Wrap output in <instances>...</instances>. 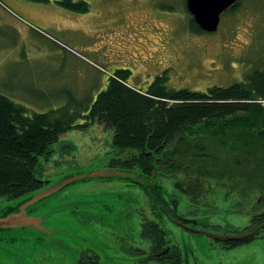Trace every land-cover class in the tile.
Listing matches in <instances>:
<instances>
[{
	"label": "rangeland",
	"instance_id": "obj_1",
	"mask_svg": "<svg viewBox=\"0 0 264 264\" xmlns=\"http://www.w3.org/2000/svg\"><path fill=\"white\" fill-rule=\"evenodd\" d=\"M86 2L88 11L76 13L54 0H0V94L25 107L28 116L91 104L108 75L118 70L126 84L138 89L165 73L170 88L205 91L239 82L254 59L264 55L262 2L245 0L236 15L222 17L213 34L191 31L185 0ZM122 22L135 27L120 34L117 24ZM111 136L100 125L60 135L53 153L36 169L43 185L15 201L0 200L1 207L31 197L26 214L39 219L38 229L0 233V264H76L83 250L96 252L101 264H120L111 253L119 245L116 239L136 232L142 193L116 176L121 169L129 171L114 163L129 151L114 148ZM167 176L168 196L180 199L172 186L178 176ZM225 189L212 185L200 202L185 194L179 207L188 211L185 205L195 204L188 213H196L199 223L211 228L217 221L214 205L229 202L223 198ZM218 221L233 229L245 225L238 216ZM170 226L177 247L185 241L189 254L194 252L205 264L217 263L220 256L209 250L208 239Z\"/></svg>",
	"mask_w": 264,
	"mask_h": 264
},
{
	"label": "trees",
	"instance_id": "obj_2",
	"mask_svg": "<svg viewBox=\"0 0 264 264\" xmlns=\"http://www.w3.org/2000/svg\"><path fill=\"white\" fill-rule=\"evenodd\" d=\"M54 3L70 12L89 9L86 0ZM243 4L245 0L237 2L225 15H236ZM189 22L192 32L205 33L191 18ZM254 60L239 82L205 91L170 88L165 73L138 89L126 84L118 70L108 75L91 104L30 116L25 107L0 94V200L12 201L39 188L33 173L53 153L52 144L69 130L91 125L110 130L111 145L129 151L122 160L115 159L116 165H134L145 176L152 174L156 159V173L178 176L176 184L198 202L212 185H263L264 55ZM247 189L264 191L262 186Z\"/></svg>",
	"mask_w": 264,
	"mask_h": 264
},
{
	"label": "flooded vegetation",
	"instance_id": "obj_3",
	"mask_svg": "<svg viewBox=\"0 0 264 264\" xmlns=\"http://www.w3.org/2000/svg\"><path fill=\"white\" fill-rule=\"evenodd\" d=\"M125 22L118 23V33L133 29L135 26ZM121 166V165H118ZM129 170L135 169L133 165H122ZM136 170V169H135ZM139 171V170H137ZM140 172V171H139ZM141 173V172H140ZM151 171L145 173L148 177L145 185L137 182L126 180L125 183L131 187H138L142 193V200L137 210V229L136 232L131 230L123 235L121 239H116L119 243L118 247L111 253L112 257L120 264H205L196 257L195 253L189 254L187 251V242H183L181 248L177 247L172 240L170 225L177 229H181L186 233H192L198 236H204L210 242V249L219 254L220 258L216 259V264H255L256 261L264 264V227L259 229L255 235L246 237V239H229L234 235L242 236L252 232L259 225L264 223V191L252 190L248 192L247 188L264 187V184H254L243 186H226L223 198L229 200L227 206L219 207L214 205V217L217 220L211 228L204 224H200V217L196 213L189 214L195 204H186L188 211L180 209L179 204L182 201L185 204L186 196L180 183L172 185L179 195L169 197L168 191L171 189L166 186L165 181L171 179L164 175L162 171H158L156 178L153 180ZM256 193V197L255 194ZM255 197V200H252ZM144 199L147 202L145 207ZM251 201L257 205L250 204ZM230 205V206H229ZM179 210L182 211L179 212ZM234 216L241 218L245 225L240 229L229 228L227 225L222 227L219 219H234ZM242 216V217H241ZM212 231H210V230ZM215 229V230H214ZM205 231V232H203ZM207 233L214 234L217 237H211ZM135 240L137 244H135ZM142 242V243H141ZM140 243V244H139ZM254 248L252 251L251 249ZM237 253V254H236ZM236 256L232 260H226L227 256ZM76 264H101L99 255L96 252H88L83 250L79 253ZM224 257V258H223ZM225 259V260H223ZM103 261V259H102ZM103 264H114L111 260ZM116 264V263H115Z\"/></svg>",
	"mask_w": 264,
	"mask_h": 264
},
{
	"label": "water",
	"instance_id": "obj_4",
	"mask_svg": "<svg viewBox=\"0 0 264 264\" xmlns=\"http://www.w3.org/2000/svg\"><path fill=\"white\" fill-rule=\"evenodd\" d=\"M237 1L239 0H185V7L189 12L193 22H195V24L202 32L215 33L221 22V16L224 15L225 12L229 10V8L233 6ZM155 163L156 159L153 162L154 170L152 171L151 175V179L153 180L156 178L157 174V165ZM118 173L120 174H117V177L124 178L133 182L135 181L140 185H145L148 180L147 176H143L142 174L138 173V171H123V169H121ZM33 177H35L34 173ZM36 180L44 183V181L40 179ZM30 201H32V198L27 197L26 199L15 202V204L13 205H4L0 207V233H4V231L8 229L16 228L34 227L38 229L39 219L30 217L26 214V207L30 204ZM263 227L264 223L259 225V227H257L252 232L246 233L245 235H234L227 238L232 240L240 238L246 239V237L255 235L256 232ZM207 234L211 237H217L214 234ZM2 240L3 238L0 237V242Z\"/></svg>",
	"mask_w": 264,
	"mask_h": 264
},
{
	"label": "bare ground",
	"instance_id": "obj_5",
	"mask_svg": "<svg viewBox=\"0 0 264 264\" xmlns=\"http://www.w3.org/2000/svg\"><path fill=\"white\" fill-rule=\"evenodd\" d=\"M240 1H241V0H239V1H237V2H240ZM237 2H235V4H236ZM235 4H234V5H235ZM234 5H233V6H234ZM233 6H231V7H233ZM231 7H230V8H231ZM112 76H113V74H112Z\"/></svg>",
	"mask_w": 264,
	"mask_h": 264
}]
</instances>
